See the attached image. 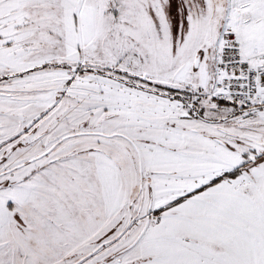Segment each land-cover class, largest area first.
<instances>
[{"label":"snow or ice","instance_id":"snow-or-ice-1","mask_svg":"<svg viewBox=\"0 0 264 264\" xmlns=\"http://www.w3.org/2000/svg\"><path fill=\"white\" fill-rule=\"evenodd\" d=\"M0 264H264V0H0Z\"/></svg>","mask_w":264,"mask_h":264}]
</instances>
